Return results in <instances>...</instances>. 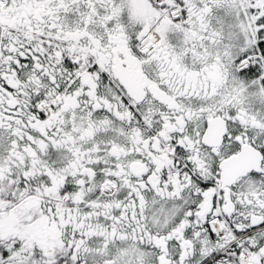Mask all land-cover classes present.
Segmentation results:
<instances>
[{
	"label": "snow or ice",
	"instance_id": "6c2138e0",
	"mask_svg": "<svg viewBox=\"0 0 264 264\" xmlns=\"http://www.w3.org/2000/svg\"><path fill=\"white\" fill-rule=\"evenodd\" d=\"M0 264H264V0H0Z\"/></svg>",
	"mask_w": 264,
	"mask_h": 264
}]
</instances>
